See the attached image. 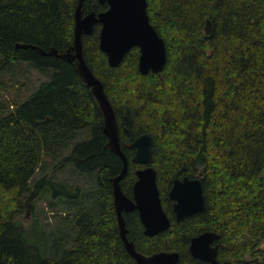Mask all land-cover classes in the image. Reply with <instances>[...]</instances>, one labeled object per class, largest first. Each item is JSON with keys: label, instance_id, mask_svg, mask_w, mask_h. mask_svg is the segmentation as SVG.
Here are the masks:
<instances>
[{"label": "trees", "instance_id": "trees-1", "mask_svg": "<svg viewBox=\"0 0 264 264\" xmlns=\"http://www.w3.org/2000/svg\"><path fill=\"white\" fill-rule=\"evenodd\" d=\"M79 2L0 0V264H136L120 237L111 183L123 162L106 147L98 103L72 64L38 50L65 52L74 44ZM147 2L166 43L162 74L140 73L138 48L111 67L99 46L100 24L83 39L129 160L123 190L133 197L144 166L133 162L132 144L148 134L150 165L172 221L148 237L138 212L125 214L128 238L147 255L179 252L178 264H207L189 248L192 238L213 231L220 263L264 264V0ZM107 9L100 0L82 7L85 15ZM25 63L46 79L22 99L11 95L23 83L9 70ZM82 132L87 137L79 138ZM65 173L70 179H58ZM201 173L207 210L178 222L173 183ZM40 198L51 212L64 210L52 231L37 220L23 223Z\"/></svg>", "mask_w": 264, "mask_h": 264}, {"label": "water", "instance_id": "water-1", "mask_svg": "<svg viewBox=\"0 0 264 264\" xmlns=\"http://www.w3.org/2000/svg\"><path fill=\"white\" fill-rule=\"evenodd\" d=\"M84 1L80 0L75 12L74 44L65 52H59L54 48L49 52L38 50L43 55H53L72 64L98 103L104 118L103 132L108 139L106 147L123 162L120 174L112 178L111 183L120 237L126 251L136 264H178L179 252L162 251L147 255L139 252L136 244L128 238L125 214L137 211L144 227V234L148 237H155L168 231L172 221L163 207L157 172L150 165L152 137L148 134L140 136L132 144L135 148L133 162L144 166L136 173L133 197H129L123 190L122 182L128 174L129 160L121 146L120 127L114 107L103 83L86 62L83 39L84 36H91L95 26L100 24L99 46L107 56L109 65L113 68L118 67L133 48H138L140 51L138 69L143 75L150 72L163 73L168 59L166 43L150 21L147 0H100L102 4H108V9L99 14L92 12L87 15L82 10ZM205 34L207 37L213 34V25L209 18L206 20ZM202 176L201 173L195 179L184 177L174 181L169 199L173 202V213L178 222L207 210ZM219 238L220 236L213 231L195 236L191 240L190 254L207 264H224L218 259L220 247L216 242Z\"/></svg>", "mask_w": 264, "mask_h": 264}, {"label": "rangeland", "instance_id": "rangeland-1", "mask_svg": "<svg viewBox=\"0 0 264 264\" xmlns=\"http://www.w3.org/2000/svg\"><path fill=\"white\" fill-rule=\"evenodd\" d=\"M9 71H15L16 79L21 80L23 83V86L20 87V90L14 89L15 91H12L11 95L18 94L22 99H26L30 93H32L35 89L37 90L39 88L38 85L46 79V76L43 73L26 63L22 66L14 67ZM11 73L12 72H9L6 75V79H9ZM21 73H23L24 75H22ZM83 137H87V132L80 133L79 138ZM38 177H40V174H37L35 179H37ZM58 179H70V177L69 174L66 175V173L61 175L58 174ZM48 208V200L42 198L38 199L35 202L34 209L31 208L30 211L26 210L22 215L23 223L25 225H29L32 221L37 220L40 223L41 227H44L47 231H52L55 228V225L56 227H58L59 223H61V216L64 217V210L59 209L60 211L58 210L57 213H53L50 211V208ZM29 213L31 214L29 215ZM70 214H73V211ZM54 215H56L57 218ZM68 215L69 213H67V216ZM55 221L56 223H54ZM261 248L264 249V243L261 245Z\"/></svg>", "mask_w": 264, "mask_h": 264}]
</instances>
